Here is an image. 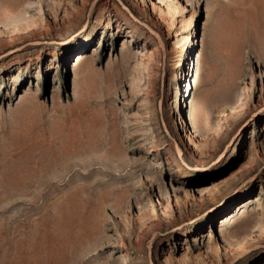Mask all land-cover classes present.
<instances>
[{
  "label": "rangeland",
  "instance_id": "374dc122",
  "mask_svg": "<svg viewBox=\"0 0 264 264\" xmlns=\"http://www.w3.org/2000/svg\"><path fill=\"white\" fill-rule=\"evenodd\" d=\"M129 2L0 0V264H264V0Z\"/></svg>",
  "mask_w": 264,
  "mask_h": 264
},
{
  "label": "bare ground",
  "instance_id": "6f19581e",
  "mask_svg": "<svg viewBox=\"0 0 264 264\" xmlns=\"http://www.w3.org/2000/svg\"><path fill=\"white\" fill-rule=\"evenodd\" d=\"M141 1V2H140ZM133 11H135L139 16H144V0H130L129 5ZM124 9L126 11V13L130 16L131 19H133L134 21H137L136 17L133 15V13L131 12V10L128 9L127 5H124ZM145 17V16H144ZM15 52V50L11 49L8 50L7 52H4V56H9L11 54H13ZM203 92V91H202ZM188 109L187 105H186V110ZM188 114V121H193L194 120V105L193 102L190 101V106H189V111L186 112V115ZM179 147H177V154L180 155L182 154V151L178 149ZM125 233V232H124Z\"/></svg>",
  "mask_w": 264,
  "mask_h": 264
}]
</instances>
